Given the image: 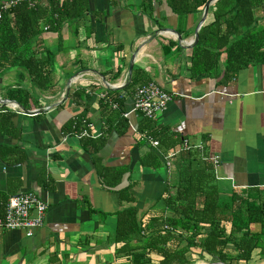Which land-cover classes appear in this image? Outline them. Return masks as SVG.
<instances>
[{"label": "crops", "instance_id": "obj_1", "mask_svg": "<svg viewBox=\"0 0 264 264\" xmlns=\"http://www.w3.org/2000/svg\"><path fill=\"white\" fill-rule=\"evenodd\" d=\"M215 2L205 16L203 8L178 17L167 0H84L81 19L64 21L34 42L53 57L46 91L21 80L18 69L0 78V108L12 102L3 100L5 91L21 85L34 99L21 108L40 111L28 116L17 102L14 110L5 106L16 115V138L0 135V146L18 147L25 161H0V202L31 193L47 204L44 224L31 238L20 231L0 233V264H130L129 255H117L121 245L113 242L116 212L135 207L142 223L164 212L166 181L173 185L176 173L172 164L169 172L139 164L150 147L137 136L141 118L131 113L133 94L125 89L131 61V76L141 72L172 97L152 121L154 127L168 130L178 149L186 142L218 157L215 177L231 189L264 188V65L224 79L223 55L218 77L196 79L190 72L191 44L202 20L198 32L212 21ZM77 91L84 93L81 102L72 97ZM111 97L123 101L128 129L114 123L116 130L107 132L100 102ZM73 120L90 123L94 139L106 137L98 158L105 167L128 168L119 189L134 185L133 204L120 202L119 189L102 187L80 140L66 136Z\"/></svg>", "mask_w": 264, "mask_h": 264}, {"label": "trees", "instance_id": "obj_2", "mask_svg": "<svg viewBox=\"0 0 264 264\" xmlns=\"http://www.w3.org/2000/svg\"><path fill=\"white\" fill-rule=\"evenodd\" d=\"M45 1L46 6L40 2L33 8L20 4L0 19V78L11 69H18L21 80L27 79L38 91L50 86L53 60L40 45L34 44L40 39L43 26H48V31L57 30L64 21L81 19L85 9L84 0ZM211 1L167 0V6L176 16L186 17L199 13ZM210 12L212 21L199 30L197 43L191 48L193 78L218 77L223 55L224 79L251 66L264 65V0H217ZM130 77L125 89L132 94L149 83L139 71H133ZM83 94L77 91L72 97L81 102ZM2 98L17 102L24 109L28 108L26 102L34 101L21 85L7 89ZM100 105L107 132L114 123L128 129V121L122 117L121 99L111 97ZM15 116L5 106L0 108L1 136L16 138L12 127ZM139 117V140L148 145L143 136L158 143L156 149L148 145L150 149L140 158V166L153 171L165 168L164 153L178 150L175 162H171L176 180L173 185L166 181L161 199L165 210L159 217L142 223L135 207L116 212L113 242L121 245L117 255H129L130 264H194L193 256H206L221 264H264V188L231 189L216 179L205 148L180 150L179 141L173 140L168 130H160L152 121ZM74 123L75 128L81 126L76 120L70 121L66 136L72 133ZM80 142L92 159L102 187L108 191L121 188L130 173L128 168H108L98 158L106 137L102 134ZM0 161L16 165L23 163L25 156L16 146H0ZM133 188L130 183L116 191L121 203L136 201ZM4 207L5 203L0 202V219ZM133 242L138 245L132 247ZM151 256L157 259L152 260Z\"/></svg>", "mask_w": 264, "mask_h": 264}, {"label": "built area", "instance_id": "obj_3", "mask_svg": "<svg viewBox=\"0 0 264 264\" xmlns=\"http://www.w3.org/2000/svg\"><path fill=\"white\" fill-rule=\"evenodd\" d=\"M45 0H8L0 3V19L2 15L10 9L26 3L30 8ZM49 30L48 26L43 27V32ZM172 101V97L161 90L155 83L149 82L144 86L137 88L133 94L131 113L139 115L149 121H153L157 114L164 112L168 104ZM115 108V106H113ZM129 113H123L122 117L127 119ZM77 140L94 139L92 125L82 122L79 128L73 126V131L69 135ZM152 149H156L158 143L150 138L141 136ZM191 148L186 142H183L180 150L189 151ZM178 151H169L164 157L165 168L169 172L171 162L177 156ZM214 169L219 163L218 157L210 160ZM47 204L31 193L18 194L10 197L4 207L3 218L0 219V233L20 231L26 238H31L34 232L40 229L44 224Z\"/></svg>", "mask_w": 264, "mask_h": 264}, {"label": "water", "instance_id": "obj_4", "mask_svg": "<svg viewBox=\"0 0 264 264\" xmlns=\"http://www.w3.org/2000/svg\"><path fill=\"white\" fill-rule=\"evenodd\" d=\"M214 1H217V0H213V1H211V2H208L206 5H205V7H204V16L206 15V13H207V10H208V7H209V5L212 3V2H214ZM203 23V20H202V22L200 23V25L198 26V28H197V31H196V33H195V36H194V41H193V43L191 44V45H195L196 43H197V39H198V29L200 28V26H201V24ZM131 72H132V61H131V63L129 64V69H128V75L129 76H131ZM7 103V102H6ZM8 105H5V106H10L13 110L14 109H16L15 107L17 106L15 103H13V102H9V103H7ZM23 113H24V115H28V116H35V115H37V114H39L40 113V111H25V110H23L21 107H19V106H17ZM216 264H221V263H216Z\"/></svg>", "mask_w": 264, "mask_h": 264}, {"label": "rangeland", "instance_id": "obj_5", "mask_svg": "<svg viewBox=\"0 0 264 264\" xmlns=\"http://www.w3.org/2000/svg\"><path fill=\"white\" fill-rule=\"evenodd\" d=\"M194 264H216L215 260H212L206 256H201L197 258V256H193Z\"/></svg>", "mask_w": 264, "mask_h": 264}]
</instances>
